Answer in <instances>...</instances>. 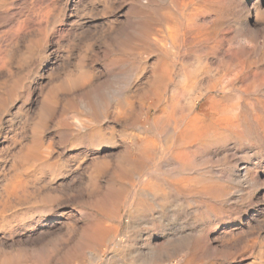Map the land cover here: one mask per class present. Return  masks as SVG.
Masks as SVG:
<instances>
[{
    "label": "bare ground",
    "instance_id": "bare-ground-1",
    "mask_svg": "<svg viewBox=\"0 0 264 264\" xmlns=\"http://www.w3.org/2000/svg\"><path fill=\"white\" fill-rule=\"evenodd\" d=\"M261 170L264 0H0V264H264Z\"/></svg>",
    "mask_w": 264,
    "mask_h": 264
},
{
    "label": "rangeland",
    "instance_id": "rangeland-1",
    "mask_svg": "<svg viewBox=\"0 0 264 264\" xmlns=\"http://www.w3.org/2000/svg\"><path fill=\"white\" fill-rule=\"evenodd\" d=\"M69 150H72V149L69 148ZM260 179L262 180V184L263 185L260 186V187H258V188H256V190L254 191V193L256 195L264 194V170H261ZM247 209L249 211V214L252 213V210L254 209V205L251 204L250 207L243 206V208H241V211H245ZM226 210H227L226 212L228 214V217L223 218V222L229 223V222H238L239 221V215H241V214H237V212H238L237 210L238 209H236L235 207H232V208H226ZM242 214H244V213H242ZM84 221H85V219L81 220L78 226H81ZM124 226H125V224H123V228H124ZM64 231H65V229H63L62 232H64ZM62 232L59 234V236L54 237V239H52V240H49V243L54 242V241L58 242L60 240V237L61 238L65 237V235L62 234ZM61 248H62V251H65L67 249L64 246H61ZM34 249L37 250L38 247H36ZM230 251L232 253H235L237 250L234 248L233 250H230ZM110 253H111V251L108 250L104 257H106L107 255H109ZM147 257L150 258V256H148V255H147ZM147 257H145L144 259H146ZM238 259H240V258H238ZM238 259H229V260H226L224 264H236L238 262ZM147 260H148V258H147ZM81 261L83 262V264H100V263L103 264V260H92L88 256L83 257ZM76 262L79 263V261H76ZM145 264H150V263L147 262Z\"/></svg>",
    "mask_w": 264,
    "mask_h": 264
}]
</instances>
